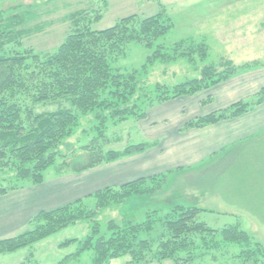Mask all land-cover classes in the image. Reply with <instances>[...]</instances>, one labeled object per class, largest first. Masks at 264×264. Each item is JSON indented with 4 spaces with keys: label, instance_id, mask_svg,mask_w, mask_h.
I'll return each mask as SVG.
<instances>
[{
    "label": "trees",
    "instance_id": "trees-1",
    "mask_svg": "<svg viewBox=\"0 0 264 264\" xmlns=\"http://www.w3.org/2000/svg\"><path fill=\"white\" fill-rule=\"evenodd\" d=\"M81 14L73 17L75 31L53 55L42 58L32 50L17 53L9 50L8 46L19 43L26 35L27 32L19 28L28 19L21 15L7 17L5 12H0V163L3 164L0 171L7 173L6 169H10L15 174L16 182L42 185L45 173L57 165L59 149L68 145L66 141L75 135L82 117L94 115L99 123V138L105 139L108 144L107 131L110 125L143 120L147 110L155 104L196 95L243 70L260 65L249 63L237 66L230 60H223L218 65L205 66L200 70L199 79L175 86L172 91L164 90L163 94L154 92L157 98L141 109L132 102L141 85L138 75L124 74L115 69L112 58L121 54L130 42L143 43L148 49L152 48L154 41L170 32L171 19L166 13L158 14L144 20L137 30L132 26L138 16L132 15L109 29L94 31L87 25H81ZM182 43L187 42L179 44ZM190 43L194 50L189 53L179 52V49L173 51V55L157 51L148 58L143 70L147 71V67L157 61L164 63L187 58L194 64L196 56L200 61L208 59L206 44ZM158 88L162 89L160 85ZM20 94L29 96L35 104L60 101L67 103L68 107L47 114H35L29 108L24 112L17 101ZM262 103L264 89L257 95L254 104L239 102L188 123L183 131L238 117L253 105ZM96 143L97 140H93L84 147L85 153L77 156L73 162L58 165V174H81L122 157L141 154L148 147L139 144L128 146L122 151H105L101 146L100 151H95L91 148ZM166 183V175L139 179L118 189L106 188L95 193L91 196L96 200L94 208L87 207L84 200H78L54 210L42 211L34 217L31 230L14 238L0 239V255L17 253L70 226L88 221L93 227L86 240H69L61 245L65 248L73 243L80 244L78 251L61 264L88 251L93 252V264H111L121 257H128V264H162L167 261L173 264H196L209 251L221 256L217 262L221 261L222 264H264V246L255 242L240 224L220 231L214 230L199 221L200 216L207 211L198 207L176 206L166 213L151 211L146 213L144 222L138 223L127 218L121 226L111 220L108 223L111 235L108 238L101 237L99 219L103 212L123 205L122 214L126 216L125 203L129 199L138 200L142 196L158 194ZM24 187L9 189L0 186V197ZM137 211L132 213L135 215ZM197 237L200 240H195Z\"/></svg>",
    "mask_w": 264,
    "mask_h": 264
},
{
    "label": "crops",
    "instance_id": "crops-1",
    "mask_svg": "<svg viewBox=\"0 0 264 264\" xmlns=\"http://www.w3.org/2000/svg\"><path fill=\"white\" fill-rule=\"evenodd\" d=\"M217 1L210 0V4L219 6L217 31L220 35L226 33V37L239 38L237 44L252 41L259 35L251 21L257 22L258 14H264V0ZM232 8L244 15L237 21L234 19L237 23L234 26L225 15ZM239 56L243 62H233L237 66L260 65L196 95L155 104L147 110L145 119L133 120L137 143L131 145L146 144L145 152L81 174L60 175L51 182L45 178L42 185H28L0 197V239L14 238L31 229L34 217L42 211L85 201L106 188L118 189L139 179L163 175L167 176V183L160 193L138 200L131 198L125 203L130 209L125 207L126 216L120 218L122 225L127 218L138 222L144 217V210L132 213L137 211L133 205L146 206L148 211V207L163 200L172 208L186 206L208 211L203 207L206 202L228 194L232 197V208L225 212L233 213L241 228L242 222L249 220L252 224L264 223V103L253 105L238 117L183 131L198 118L239 102L257 101V95L264 89V52L254 54L251 50ZM207 172L216 173L206 175ZM215 185L217 193H213ZM177 192L181 194L174 196ZM114 212L116 220L117 211Z\"/></svg>",
    "mask_w": 264,
    "mask_h": 264
},
{
    "label": "rangeland",
    "instance_id": "rangeland-1",
    "mask_svg": "<svg viewBox=\"0 0 264 264\" xmlns=\"http://www.w3.org/2000/svg\"><path fill=\"white\" fill-rule=\"evenodd\" d=\"M229 1L234 2L235 0ZM216 3H218L217 0ZM218 7V4H210V0H0V12H5L7 17L21 15L27 16L28 19L27 23L19 28V30H25L26 35L19 43L8 46L9 50L14 53L32 50L34 53L41 55L42 58L53 55L66 38L75 31L76 27L73 19L75 14L83 13L80 16L81 25H87L94 31H103L132 15L138 16L132 27L139 30L144 20L166 13L171 19L172 28L167 35L154 41L152 48L148 49L143 43L130 42L124 47L121 54L112 58V66L115 69H119L124 74L136 73L138 75L141 85H139L138 93L132 102L136 103L141 109L157 98L153 94L154 92L163 94L164 90L172 91L175 86L189 80L199 79L201 77L200 70L205 66L218 65L223 60H230L234 63L237 61L243 62L239 55L241 53L242 56V52L245 51L252 50L254 54L264 52V24H261L264 22V14L262 12L258 14L257 22L251 21L253 27L258 30L259 35L252 41L237 44L239 38H234L233 35L226 37V33L223 36L217 31L220 16L217 10ZM225 15L232 26L237 24L234 22L235 18H237L235 20L237 21L238 17L244 16L236 13L234 8L227 11ZM227 22H224V24L226 25ZM183 41L187 43H182V46L179 43ZM190 42L206 44L209 49L208 59L200 61L196 56L197 61L194 64L187 58L164 63L157 61L152 66L147 67V71L143 70L148 58L159 50L163 54L171 53V55L175 53L173 51L176 49H179V52H192L194 47ZM158 85L162 89H159ZM17 101L24 112L29 108L33 109L35 114H47L61 107H68L67 103L60 101L35 104L29 96L23 94L17 97ZM134 124L131 120L118 125H110L107 131V139L110 143L106 144L105 139L99 138V123L95 120L94 115L90 114L82 117L80 127L75 135L66 141L68 145H64L59 149L57 165L50 167L45 173L46 181L51 182L53 179L58 178L60 176L57 172L58 165L64 162H73L77 156L85 153L83 148L90 145L93 140H97L95 147L92 146L91 148L95 151H100L101 146L105 151H122L128 145L137 143L133 134ZM129 137H131V140H129ZM2 166L3 164L0 163V168H3ZM6 171L7 173L0 171L1 187L10 189L32 185L30 182H16L14 172H11L10 169H6ZM213 173L216 172H207L206 175H212ZM217 192L218 188L215 185L213 193ZM178 194V192L173 193L174 196ZM228 195L225 198L214 197L211 201L206 202L203 207L208 211L200 216L199 221L206 223L217 231L237 225L239 221L234 214L225 212L226 209L232 208V197L229 198ZM157 202L158 205H155L151 201L154 206L148 207V211L146 206L133 205V210L138 209L137 212L140 210L146 211L144 217L138 223L146 220L147 212L160 211L166 213L172 209L168 202L163 200ZM85 205L94 208L96 200L94 198L85 199ZM122 206L102 213L99 219L101 237L108 238L111 235L108 232V223L111 220L118 225H122L120 219L123 216ZM114 211H117V219L120 220H115ZM249 221L252 222V220ZM251 222H242V230L246 231L255 242L264 246V223L252 224ZM92 227L91 222H79L13 255L0 256V264H61L68 256L78 251L80 244L73 243L65 248H62L61 245L69 240H86ZM158 231L159 228H157ZM195 240H200V238L197 237ZM207 252L205 253L207 254ZM208 253L213 255L208 254L196 264H222L221 261L217 262L221 256L214 255L215 253L212 251ZM128 261V257H121L115 260L113 264H128ZM66 264H93V252H85L82 256L72 259Z\"/></svg>",
    "mask_w": 264,
    "mask_h": 264
}]
</instances>
